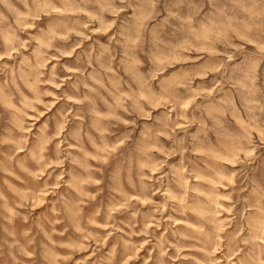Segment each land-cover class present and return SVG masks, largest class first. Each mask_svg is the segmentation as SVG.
Segmentation results:
<instances>
[{
    "label": "rangeland",
    "instance_id": "1",
    "mask_svg": "<svg viewBox=\"0 0 264 264\" xmlns=\"http://www.w3.org/2000/svg\"><path fill=\"white\" fill-rule=\"evenodd\" d=\"M0 264H264V0H0Z\"/></svg>",
    "mask_w": 264,
    "mask_h": 264
}]
</instances>
